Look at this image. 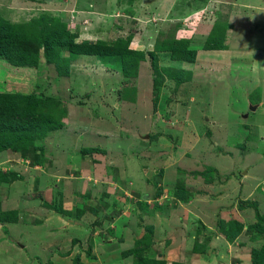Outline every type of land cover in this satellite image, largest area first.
Masks as SVG:
<instances>
[{"label": "rangeland", "instance_id": "obj_1", "mask_svg": "<svg viewBox=\"0 0 264 264\" xmlns=\"http://www.w3.org/2000/svg\"><path fill=\"white\" fill-rule=\"evenodd\" d=\"M43 16L66 23L77 41L131 38V47L150 51L182 39L196 58L156 52L162 86L154 106L149 56L135 76L109 56L55 64L41 50L35 66L0 57V103H20L14 118L26 124L21 135L0 132L3 180L23 187L14 199L0 183V201L37 204L21 223L0 228V264H252L264 247L256 217L264 214V0H0L4 21ZM207 39L225 47L205 49ZM2 111L0 125L9 115ZM35 165L54 179L40 181ZM155 168L171 173L166 202L139 198L147 183L155 196L164 176ZM187 179L189 198L175 199ZM210 179L230 184L217 201H202ZM153 209L161 210L158 227L145 214ZM120 211L127 217L112 221ZM232 220L244 228L226 242L220 227L235 230Z\"/></svg>", "mask_w": 264, "mask_h": 264}, {"label": "trees", "instance_id": "obj_2", "mask_svg": "<svg viewBox=\"0 0 264 264\" xmlns=\"http://www.w3.org/2000/svg\"><path fill=\"white\" fill-rule=\"evenodd\" d=\"M76 38L77 35L74 32L69 31V29H67L66 23L57 17L43 16L41 18L39 17L38 20L32 22L31 24L25 25L13 24L0 18V57L11 59L17 63H31V65L35 66L39 59L41 50L43 51L46 61L55 64H59L61 61L68 62L71 58H75L77 55L94 54L102 57H112V61L119 62L121 64L122 70L124 71L123 73H131V75L135 76L137 75L139 62L141 60H145L149 56L151 67L153 69L152 100L154 106H156L158 103L162 86V80L160 79V76L162 78L160 72L162 69L159 68L157 63L158 56L156 52L168 51L169 58L173 60L193 62L196 58V49L191 48L188 42L182 39H175V41H172L168 44L156 42L153 50L144 51L143 49H135L131 47V38L126 39L123 37H117L115 40L110 42L103 40L91 41L88 39L77 41ZM224 47L225 45L223 42L215 43L210 39H207L204 43L205 49H221ZM64 52H68L69 56H64ZM2 104L3 103H0V109L2 108L0 111V115L2 114L1 117L3 118L4 116V112L2 110H8L9 115L7 118L8 121H5L0 125V132L5 128H8L10 131L15 133V136L21 135L26 124L20 125L21 120L14 118L18 113L16 109L19 108L20 103L15 102V104H12L11 101L10 103ZM10 114L13 116L10 117ZM27 125H29V123H27ZM42 153V149H40V154L38 155L42 156ZM154 185L158 189L156 194H160L163 189L158 186V182H154ZM174 188V197H178V199H184L188 195L187 198H189V191L183 186H176ZM0 214L1 219H17V215L11 214L10 211H4ZM256 217L258 222H264V214H260L258 210L256 211ZM232 221L234 222V225L236 224L237 226L235 230H224L223 227H220L222 230L221 233L228 241L231 242L240 235L244 228L243 222H235V220ZM258 226L264 229V224ZM246 229V231L253 232L255 229V224L248 225ZM145 237V235L142 236V238L137 240V243L141 242V240ZM263 249L264 247L252 255V264H257L259 257L262 258L259 261L264 264V253H261ZM135 251L136 250H132V252ZM76 264H81L78 259Z\"/></svg>", "mask_w": 264, "mask_h": 264}, {"label": "crops", "instance_id": "obj_3", "mask_svg": "<svg viewBox=\"0 0 264 264\" xmlns=\"http://www.w3.org/2000/svg\"><path fill=\"white\" fill-rule=\"evenodd\" d=\"M191 147H193V144L189 148H191ZM4 162H5V160L0 161V165H1V167H0L1 176L0 177H4L7 174V170H6L7 168H6V164ZM33 168L34 169H32L33 170L32 172L34 174H38V178H39L40 181H41V178H45L46 181H47L48 178L49 179H54L53 177H49L50 174L49 175H46V176H41L40 174H41V172H43V169L44 168L43 169H40V170H36L38 168H42L41 166H36L35 165V166H33ZM141 169H142L140 171L141 174L142 173H143V175L148 174V171L145 172V170L147 168H141ZM165 169L166 168H163V170H162V168L161 169H156V168L153 169V172L155 174L164 175L162 177L161 181L158 182V186H160L163 189L162 192L159 195H156V193H155V196L152 197L153 196V193H151V191H152L151 188L152 187H151L150 183H147L146 184V187H144V185L142 186L143 192L141 194L146 193L145 196L144 195H143V197L142 196L141 197L138 196L142 201H150V200H154L155 199V200H161V201L164 200L166 202L168 200L167 199L168 196L170 197L169 190L172 187V186H169V185L171 184V181L172 180L169 181V177L168 176H167L168 177V179H167L166 175L167 174L168 175H171V173L165 172ZM66 175L68 177V171L66 172ZM3 179H5V178L0 179L1 180L0 183H4L6 186H8V185L10 186L11 185L10 188L8 186V189L10 191V198H14L15 199L16 197L22 196V195H20V193H18V192H20V190L23 189L22 184L16 183L15 181H17V180H14V181H11V182H6V180H3ZM162 180H163V183H162ZM217 182L219 183L218 179H215L214 181H211V179L210 180H207L206 182L204 181L203 182V185L205 186V188L207 186V189L203 188V186L201 187V185H200V187L203 188V190L201 191L202 192V196H203L202 201H208V200L209 201H212V199H214V201H217L219 199V197H221L223 195V193H222L223 189L226 188L227 184H230V181H227V180H225V181L222 180V182H224V184H222V183L217 184ZM40 183L41 182H38V184H40ZM240 183H242L241 180H240ZM26 184H27V186H26L27 187V191H25V194H27V193L30 194L33 191V189H34L33 186L35 185V183H33V181H32L31 183H26ZM213 185H215L214 188L215 187L218 188L216 191H213V190L211 191V188L213 187ZM242 185H243V183H242ZM189 187H191L190 186V181H189V179H187V181H185V188L188 190ZM6 190H7V188H2V191L1 192H5ZM124 194L126 195V192L125 191H124ZM216 197H218L217 200H216ZM4 199H7V198H4ZM243 199L248 200L246 197H243ZM253 201H255V200H253ZM36 206H37V204H36L35 201H0V213L1 212H4V211H10L11 214L17 215V219L16 220H8V219H1L0 218V228L2 226H6L7 227L8 225H11V224L21 223V220L23 218L29 217L28 216L29 213L26 212V209H30L31 208V209L34 210V207H36ZM128 206H130V205H128ZM131 206L133 207L135 205L133 204ZM149 206L150 205L147 204L146 205V208L149 207ZM49 207L51 208V206H49ZM160 211L161 210H158V209L154 210L153 209L151 212H148V210L145 212L147 218L150 220V222H152L153 224H155L156 227L159 226L158 223L159 224L161 223V221L159 219V216H160L159 212ZM171 211L172 210H168L167 211V216L170 214ZM51 212H53V210H51L49 212V214H51ZM139 212H140V210H139ZM18 213L19 214L21 213V214L18 215ZM32 213H34V212H32ZM129 214L131 215V213H129ZM60 215L61 214H59V216ZM53 216H54V222H56L57 220L62 221L61 217H58V213L57 212L56 213L53 212ZM167 216H166V220H167ZM0 217H1V214H0ZM126 217L127 216H125V212L124 211H120V212L117 213L116 216H114V218H112V221L113 220H122V219H124ZM50 218H52V216ZM38 219L39 218H37V219L36 218H30L28 220H30L31 223H37L38 222ZM172 219H173V216H172ZM45 221H48V220H45ZM142 234H143L142 231L136 232L135 238L136 237H140ZM222 237L224 238V240L226 242H228V240H226V238L223 235H222ZM249 262H250V258H249Z\"/></svg>", "mask_w": 264, "mask_h": 264}, {"label": "water", "instance_id": "obj_4", "mask_svg": "<svg viewBox=\"0 0 264 264\" xmlns=\"http://www.w3.org/2000/svg\"><path fill=\"white\" fill-rule=\"evenodd\" d=\"M256 107H257V105H253V106L251 107V109L254 110Z\"/></svg>", "mask_w": 264, "mask_h": 264}]
</instances>
